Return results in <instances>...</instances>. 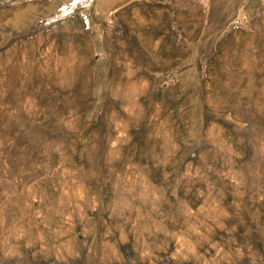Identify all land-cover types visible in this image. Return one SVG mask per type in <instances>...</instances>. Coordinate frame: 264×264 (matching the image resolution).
Segmentation results:
<instances>
[{"label": "rangeland", "instance_id": "obj_1", "mask_svg": "<svg viewBox=\"0 0 264 264\" xmlns=\"http://www.w3.org/2000/svg\"><path fill=\"white\" fill-rule=\"evenodd\" d=\"M0 264H264V0H0Z\"/></svg>", "mask_w": 264, "mask_h": 264}]
</instances>
